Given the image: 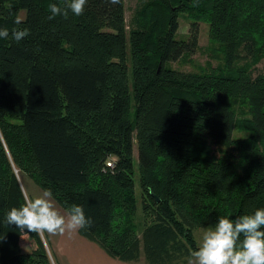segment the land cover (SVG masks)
Returning <instances> with one entry per match:
<instances>
[{
  "label": "trees",
  "instance_id": "trees-1",
  "mask_svg": "<svg viewBox=\"0 0 264 264\" xmlns=\"http://www.w3.org/2000/svg\"><path fill=\"white\" fill-rule=\"evenodd\" d=\"M53 3L66 0H0L9 30L0 38V264H51L40 234L4 223L24 203L16 169L67 213L82 206L92 224L79 234L125 262L185 264L194 227L264 208V74L167 65L195 52L200 22L224 43L229 69L239 43L264 52V0H149L128 34L123 0H87L82 15L50 20ZM181 13L187 39L175 37ZM13 29L29 35L17 42ZM238 99L250 116L244 138L233 137ZM214 146L234 152L217 156Z\"/></svg>",
  "mask_w": 264,
  "mask_h": 264
},
{
  "label": "clouds",
  "instance_id": "clouds-1",
  "mask_svg": "<svg viewBox=\"0 0 264 264\" xmlns=\"http://www.w3.org/2000/svg\"><path fill=\"white\" fill-rule=\"evenodd\" d=\"M113 5L120 0H109ZM87 0H66L64 8L53 3L49 5L54 19L58 15L72 14L80 16L84 12ZM19 25L22 19L19 15L14 21ZM29 35L27 29H13L12 38L19 42ZM9 30L0 28V38H8ZM51 190L30 197L23 193L24 203L20 207H12L6 214L4 223L15 225L21 232H44L55 234L65 231L86 229L92 220L86 217L82 206L73 204L69 212L62 214L56 207ZM264 208L257 209L253 214H245L231 219L229 216H219L214 227H208L202 234L196 250L190 253L195 264H264ZM243 237V239H241ZM189 264H193L190 260Z\"/></svg>",
  "mask_w": 264,
  "mask_h": 264
},
{
  "label": "rangeland",
  "instance_id": "rangeland-1",
  "mask_svg": "<svg viewBox=\"0 0 264 264\" xmlns=\"http://www.w3.org/2000/svg\"><path fill=\"white\" fill-rule=\"evenodd\" d=\"M149 0H123L124 2V16L126 21V29L127 34L129 28L135 26L134 19L136 17V13L141 9L144 4ZM19 16L21 19L25 16V11L20 10ZM179 25L176 31L175 37L177 39H187L189 37V19L183 13L179 15ZM259 40V41H258ZM256 41L261 42V39L257 38ZM259 45V43L257 44ZM237 53L238 57L234 60L232 67L229 69L225 66V45L219 41L212 40L209 36V26L205 22H200L199 24V34H198V44L195 52L193 54H185L181 58L176 61L168 62L167 65L184 72H206L211 70V68H220L223 71L231 72L237 68H244L251 77H255L258 74H264V52L256 51L252 55L248 54L245 50L244 44L239 43L237 45ZM126 61L128 65V70H130V49H129V41L127 42V56ZM229 69V70H228ZM235 111L237 113V117L239 121L233 130V137L235 138H244L248 135V131L243 128L244 121L249 118V114L247 111V105L242 99H238L236 104L234 105ZM214 154L217 156H221L223 154H227L228 152H234L229 148L225 147H213ZM132 157L134 160V168H135V192L138 203V209L135 216V223H139V228L141 227V223L145 219V214L142 212L140 207V188L138 185V168H137V149L136 142L133 143V151ZM115 159L114 156L108 159V163L112 162ZM15 173L18 177L19 183L22 187V191L27 192L29 189V196L31 195V190L33 189L34 194L42 193L40 188L25 174L20 172L18 169L15 170ZM30 187V188H29ZM210 226H196L192 230L193 238L195 243H200L203 232ZM58 234V233H57ZM57 234H50L44 232L40 234V237L45 245L47 250L51 264H71L66 253L61 250L59 253L58 247L63 245L62 242H65L64 239L61 240V237H57ZM34 248V241L31 238H26L24 242L21 244L22 252H29ZM69 255V254H68ZM142 257H140L141 259ZM139 259V260H140ZM143 259V258H142Z\"/></svg>",
  "mask_w": 264,
  "mask_h": 264
},
{
  "label": "crops",
  "instance_id": "crops-1",
  "mask_svg": "<svg viewBox=\"0 0 264 264\" xmlns=\"http://www.w3.org/2000/svg\"><path fill=\"white\" fill-rule=\"evenodd\" d=\"M26 189H27V192H29V189L28 188ZM30 190H31L30 197H34V196H37L43 193V190L40 189L42 193H36V195H33L34 194L33 189H30ZM53 201L57 209L62 214L66 215L67 212L58 203H56L54 199ZM57 237L59 238L61 237V240L62 239L65 240V242H62L64 246L61 245L60 247L59 245L58 250H59V253H61V250H63V252L67 254L71 264H145V261L144 259H142L143 258L142 256H141L142 258L136 262H125V261H121L119 259L110 257L96 243L81 236L78 230L65 231L64 233H58ZM190 260H192L193 264H195L193 257L189 259L185 264H189Z\"/></svg>",
  "mask_w": 264,
  "mask_h": 264
}]
</instances>
